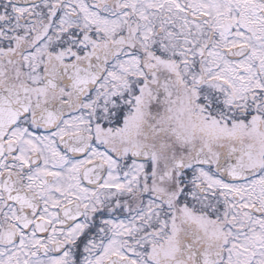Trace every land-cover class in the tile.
Segmentation results:
<instances>
[{"label":"snow or ice","instance_id":"obj_1","mask_svg":"<svg viewBox=\"0 0 264 264\" xmlns=\"http://www.w3.org/2000/svg\"><path fill=\"white\" fill-rule=\"evenodd\" d=\"M0 264H264V0H0Z\"/></svg>","mask_w":264,"mask_h":264}]
</instances>
